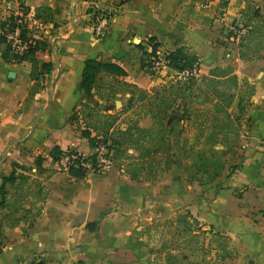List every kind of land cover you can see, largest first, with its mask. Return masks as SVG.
I'll use <instances>...</instances> for the list:
<instances>
[{
  "label": "crops",
  "instance_id": "obj_1",
  "mask_svg": "<svg viewBox=\"0 0 264 264\" xmlns=\"http://www.w3.org/2000/svg\"><path fill=\"white\" fill-rule=\"evenodd\" d=\"M246 1L264 16V0H24L38 29L28 26L26 33L33 40L46 36L52 67L35 79L28 60L0 57V175L15 165L47 191L25 229L22 219L9 222L24 208L12 214L0 207V264H166L165 250L151 247L140 230L187 210L203 228L211 224L228 236L234 250L222 264H264V56L240 59L238 34L228 38L226 32L232 24L245 30L236 19ZM40 7L49 9L45 18ZM96 13L107 19L98 36L92 29ZM147 36L162 51L186 46L196 55L199 73L228 65L253 84L221 171L202 184L186 176L179 130L188 89L168 109L174 113L168 146L172 161L156 178L134 180L114 165L81 178L58 169L49 155L53 145L91 151L83 128L99 136L123 128L127 116L138 126L154 127L149 114L132 115L143 101L124 85L119 88L124 81L150 92L167 80L182 79L169 66L158 73L142 70L140 46L148 49ZM91 57L118 64L124 74L113 78L100 71L91 91L83 92L80 70ZM131 96L134 102L128 106ZM91 113H104L111 123H97ZM154 157L164 159L161 153ZM30 205L35 211L37 203ZM92 221L96 223L87 227Z\"/></svg>",
  "mask_w": 264,
  "mask_h": 264
},
{
  "label": "trees",
  "instance_id": "obj_2",
  "mask_svg": "<svg viewBox=\"0 0 264 264\" xmlns=\"http://www.w3.org/2000/svg\"><path fill=\"white\" fill-rule=\"evenodd\" d=\"M39 12L40 17L45 18V15L49 14V9L40 7ZM240 15L241 19L238 22L245 30L238 34V57L242 60H250L264 56V16L259 12L258 7L248 1ZM6 23H9L8 27H10L11 16L0 18V44L2 45L0 57L5 62L28 60L30 76L35 79L42 77L52 67V62L47 57L49 44L46 36L41 34L42 38L28 41L22 51L13 52L3 35V27ZM20 36L30 39L25 36L23 29L20 31ZM145 42L149 48L140 46L139 66L143 71L151 74L152 71L148 68L149 56L154 52L157 42L153 36H147ZM164 58L166 65L176 71L189 69L192 66L197 68L196 55L184 45L165 50ZM100 71L111 74L113 78L124 74V70L118 64L108 59L86 58L82 63L79 80V87L83 92L91 91ZM121 84L127 87L132 95L136 94L135 99L143 101L132 111V115H137L141 111L149 114L154 119V127L138 126L132 116H127L126 125L123 128L114 127L108 133L101 131L99 136H96L98 133L90 135L89 129L83 128L81 134L87 137L88 144L92 146L97 139L102 142L108 139L107 147L111 149L114 166L121 168L134 180L156 178L162 170L169 167L172 161L168 146L170 123L174 113L168 112V109L173 105L175 98L181 95L184 89H188L190 95L181 105L182 124L179 130L182 134L183 168L188 179H195L200 184L211 181L223 168L226 151L236 142L239 134V115L245 110L246 103L254 90L253 84L246 77H238L228 65L211 67L206 73H198L196 76L188 75L181 81L167 80L165 83L152 87L150 92L132 83L122 81ZM133 99L131 96L128 106L134 102ZM232 104L235 106V111L230 110ZM73 117L74 114H71L70 118ZM102 123L109 126L111 120H102ZM128 149H130L129 152H127ZM62 151L57 145H53L49 155L55 161ZM156 153L163 154L164 159L162 161L156 159L154 157ZM36 159L40 160L39 157ZM67 173L77 178L86 175L83 169L72 167L67 169ZM23 186L26 191L19 194L18 189ZM46 191V186L37 178L17 169L15 165L7 174L0 175V207H5L8 213L13 214L19 209V200L22 197L31 194L36 199L35 211H31L29 204L23 212L19 213V216L9 221L12 223L18 218L22 219L25 222L22 229L32 224ZM95 223L96 221L86 222V226L91 227ZM151 223L167 227V231H170L168 242L169 245L172 244L171 246L177 244L176 240L178 242L183 240L181 233L188 230L192 233L199 229L204 230L201 228L202 223L188 210L185 214L165 220L163 223L156 221ZM1 224L0 220V226ZM150 227H152L151 224L147 225L146 229ZM207 230L213 235L223 233L214 229L211 224H208ZM233 250V246L228 242L220 241L212 257L203 256L205 253L202 250V256L198 260H186L185 257H179L176 252L166 251L164 260L166 264H222L223 258L230 255ZM28 264H45V262L38 260Z\"/></svg>",
  "mask_w": 264,
  "mask_h": 264
},
{
  "label": "built area",
  "instance_id": "obj_3",
  "mask_svg": "<svg viewBox=\"0 0 264 264\" xmlns=\"http://www.w3.org/2000/svg\"><path fill=\"white\" fill-rule=\"evenodd\" d=\"M11 16L12 24L8 27L9 23H6L3 27V35L5 40L9 43L13 52L22 51L28 41L32 42V38L26 33L28 26L31 23H36L33 18L30 8L24 6L12 5L11 0H3L0 11V18ZM106 16L104 14H95L93 18L92 29L94 35L98 36L103 34L106 25ZM25 31V36L30 39H25L20 36V31ZM236 34L242 32L241 28L236 29ZM149 48V47H148ZM150 65L148 68L152 73L160 72L166 65V59L164 58V51L160 50L156 46L154 52L149 56ZM198 69L195 66L186 68L180 71L175 70V76L177 78H185L188 75L196 76ZM108 141L102 142L101 140H95L91 146V151L86 153L77 148L71 147L64 149L54 161L58 169L67 171L68 168H81L87 173H101L113 166V158L111 156V149L107 147Z\"/></svg>",
  "mask_w": 264,
  "mask_h": 264
},
{
  "label": "rangeland",
  "instance_id": "obj_4",
  "mask_svg": "<svg viewBox=\"0 0 264 264\" xmlns=\"http://www.w3.org/2000/svg\"><path fill=\"white\" fill-rule=\"evenodd\" d=\"M12 2H14V0H12ZM11 4L14 5L13 3ZM16 4L18 6H24V7L28 6L24 3V0H17ZM0 11H1V5H0ZM33 18H36L35 14ZM240 19H241V15H239L238 18L236 19L237 21L236 23H238ZM35 26H36V23H31L30 29L38 30L37 27L35 28ZM236 27H237L236 24L235 25L232 24L231 27L226 28V32H229L227 36L228 38H230L231 36H234V33L237 31ZM177 80L181 81L182 79H177ZM177 80H174V81H177ZM119 85H120L119 88H122V89L124 88V86L121 85L120 83ZM186 94L188 95L187 97H189L190 91L189 92L187 91ZM234 107H235L234 104H232L230 107V110L232 111V108ZM91 115H93V118L97 120V123L98 122L100 123L102 120L104 121V120L109 119V117L104 119V113H97L96 115L94 113H91ZM180 135L182 137V134ZM24 191H26L24 186L18 189L19 194H21ZM13 198H16V197H13ZM29 204H36V199L33 196L26 195L25 197H22L19 200V209L25 208ZM170 219H166V220H170ZM164 221H161V223H163ZM150 224L152 225V227L148 229L144 227L145 228L144 231L140 230V236L144 239L149 240V242H152L150 243V246L156 249H159L158 251L161 250L160 252H162L163 250H165V252L166 251L176 252V254L179 257H185L186 260L187 259L194 260V261L198 260L202 256V250H204V253H205L203 256L212 257L214 255L216 248L218 247V242L220 241L228 242V236L224 232L222 234L213 235L212 232L207 230V227L203 228L201 226V228H203L204 230L199 229L195 231L194 233L188 230L185 233H181L182 234L181 237L183 238V240L179 242L176 240L175 242H177V244L174 246H171L172 244L169 245L170 243L168 242L170 238V231H167L168 230L167 227H165L164 225L160 226L159 224H152V223Z\"/></svg>",
  "mask_w": 264,
  "mask_h": 264
}]
</instances>
